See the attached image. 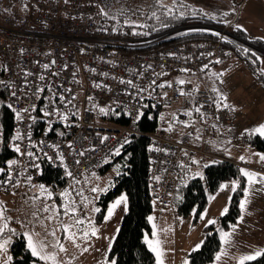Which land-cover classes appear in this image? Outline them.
Instances as JSON below:
<instances>
[{"label": "built area", "instance_id": "built-area-1", "mask_svg": "<svg viewBox=\"0 0 264 264\" xmlns=\"http://www.w3.org/2000/svg\"><path fill=\"white\" fill-rule=\"evenodd\" d=\"M25 4L28 6L27 10L23 7ZM97 4H100V0H67V3L65 0H0V59L3 63V81L9 85L6 87L9 101L17 109L36 105L34 112L22 113L25 116L23 121H17L12 110V135L19 128L25 139L16 142L27 152L29 128L26 125L30 123L33 141L31 151L39 156L38 160L26 155L20 156L11 148L10 140L7 147L15 153V159H19L21 164L13 166L12 184L0 183V188L3 192L12 194L23 188L37 187L41 171L30 165L38 163L41 168L42 161L61 170L68 184H76L85 175L98 171L117 157L110 150L118 143L123 144V150L128 144L124 143L125 140L145 135L150 140L147 154L150 162L148 182L151 198L166 208L172 203L176 183L183 171L180 161L185 162V147L168 137L163 129L164 123L160 120L154 133L143 134L139 131L137 124L141 119L135 120L136 110L143 107L145 112L149 103L150 118H159L167 104L179 100L180 85L171 81V86L161 88V82L155 85L151 82L156 81L161 73L197 74L206 70L201 69L202 64L207 63L211 67L222 63L228 55L225 45L227 41L217 37L216 40L161 44L179 31L203 28L201 26H186L153 37L123 28L112 31L116 24L100 16ZM104 28L109 30L105 32ZM210 29L220 32L221 36H229L227 30ZM152 46L155 47L151 48ZM20 48L25 51L21 53ZM169 52L175 55L169 56ZM209 52L214 55L208 56ZM215 57H220V62H216ZM53 59L54 64L51 63ZM46 63L50 65L48 68H44ZM65 64L67 68L64 67ZM92 68L96 71H91ZM185 68L190 71H183ZM25 71L29 73L27 77ZM104 72L109 75H102ZM41 74L43 79H40ZM120 77L125 81L132 80L135 86L121 83ZM25 78L31 82V91L21 93L20 87ZM93 81H103L111 90L107 87L98 88ZM12 85H15L14 89ZM37 87L43 88V91L37 93ZM140 88L146 91L142 93L144 99L137 102L139 97L136 93ZM125 89L129 91L126 92ZM12 90L17 91V97L24 98L11 97ZM164 92H167V97L163 95ZM60 93L71 103L61 100ZM89 96L92 97L91 102ZM194 100L195 106L202 105L199 116L206 136L212 134V130L214 132L212 125H226L231 119L228 109L215 108L216 98L212 92L201 90ZM110 103L121 115L111 113L105 116L94 107ZM45 105L49 112L59 108L61 112L67 110L70 113L78 110L79 115H70V120L74 123L65 127L55 115L47 118L43 116ZM127 111H131L132 115H127ZM28 115H35L37 119L29 122ZM49 119L55 129L65 133L64 136L48 131ZM118 119L125 122L121 123ZM105 134L108 139L102 141ZM69 140L73 141L71 147L67 143ZM52 144L59 145V152L63 153L65 161L56 158L59 152ZM92 145L96 146L94 150ZM81 150L84 151L82 156L79 154ZM45 153L53 159H47ZM109 156L110 159L104 162ZM65 163L67 169L64 167ZM68 170L72 172L71 177L66 174ZM21 171V183L17 185L15 179ZM27 176L32 177L30 182H25ZM6 178L5 174L2 180Z\"/></svg>", "mask_w": 264, "mask_h": 264}, {"label": "rangeland", "instance_id": "rangeland-1", "mask_svg": "<svg viewBox=\"0 0 264 264\" xmlns=\"http://www.w3.org/2000/svg\"><path fill=\"white\" fill-rule=\"evenodd\" d=\"M117 1V0H115ZM133 4L141 5L142 0H127ZM148 1V0H145ZM192 3L197 7H201L206 12H215L216 16H221L223 20H229L234 24L233 27L229 24H225V30L229 28L233 31L237 23L242 24L244 28L247 29V35L250 40H260L264 42V0H180ZM168 5L172 4V0L166 2ZM101 4V0H100ZM102 5V4H101ZM235 8V12H230L229 9ZM221 12H227V15H220ZM137 31L143 33V30L137 28ZM228 60L222 63L211 66L207 71L200 74H187V73H174L171 77L174 80H184L182 89L184 91L186 88L192 90H209L212 91L217 97L218 93L215 91L219 88L220 91L224 92L227 97V102L230 105L231 118L233 119V126L239 132L240 129L245 127H254L260 122H264V72L256 70L253 72L249 67L247 61L241 59L234 49H228ZM264 56V55H261ZM264 68V64H260L257 69ZM216 73H222V76L215 75ZM3 63L0 59V81H3ZM221 79L223 83H221ZM7 89L4 85H0V100L5 101L4 104H0V125L2 122V109L7 106L6 102L9 101ZM197 92V93H198ZM195 97V96H194ZM235 105V107H233ZM147 107V106H146ZM195 100L192 104L191 109H195ZM195 111V110H194ZM200 114V111H197ZM231 120V119H230ZM231 122V121H230ZM236 131V134H237ZM242 133V132H241ZM240 133V134H241ZM0 154L5 145V135L3 129L0 128ZM239 137V134L236 135ZM11 140V137L9 141ZM238 141V139H237ZM15 159V158H14ZM254 164V163H253ZM251 164V165H253ZM5 165L1 164L0 167ZM257 168V172L264 173V161L257 160V164H254ZM118 169L116 165L110 167L104 173H98L94 171L96 176L92 173L85 176L78 184H68L66 187H60V189H52L48 186L54 195L52 198L40 195L39 185L35 188L21 190L18 195H9L3 192L0 188V207L4 208L5 216H11L13 219L9 221V225L17 229L18 233H22L25 230H33L35 233L39 234V239H47L50 245L49 250L52 249L51 245L53 243V237L51 236V231L54 229L56 231L57 237L60 241L65 244L67 253L59 252V258L63 260V264H103L105 257L110 254L109 246L107 248V241H103L108 237H111L113 233L119 231L124 215L129 209V200L127 201V208L125 210V205H120L115 209L114 214L107 221L99 222V213L92 211L94 207L99 206L102 208V196L106 195L107 192L113 188L110 187L106 193H93L91 191L92 187L99 185L103 187L108 183L109 178L113 181L117 177ZM3 174H0V180H2ZM93 177V178H92ZM232 180L226 181L230 182ZM45 185V184H44ZM115 185V181H114ZM47 186V185H46ZM247 186V183H246ZM66 188H70L72 192V198L75 200L76 205L79 207L80 211L76 214V218L80 216H85L91 219L98 229L97 235H92L89 233V238L84 239L78 237L77 242L80 247H76V244L69 239H66L63 230L61 228L62 223H75L74 219L70 217L55 216L54 219H49L48 217L54 216L56 213V205H61L63 203V198L60 196V192L64 191ZM80 188H83V194L80 193ZM238 189V188H237ZM251 190H253V198L259 199L264 205V185L253 184L250 187L248 199L249 210H248V220L250 216L256 213V216H264V209L262 207L258 208L255 206L256 202L250 200ZM237 191V190H236ZM235 193H231L228 189L218 190L213 195L215 198L208 202L207 209L208 213L205 220H196L195 214L192 212L187 216H182V218H190V225L188 228V223H184V226L178 225L176 229V234L173 233L167 235V231H163L158 228V218L155 210L158 208L157 202L153 201V221H150V225L155 223V229L152 228V233L154 232V240L159 239V247L162 249L161 258L164 260V264H185V261H189V254L195 249V244L199 243L201 240H205L206 237V219L211 217H216L219 225V218L221 216V211L223 206L231 201H228V196L231 195L233 198ZM245 193H243V198ZM35 197V199H34ZM251 203V204H250ZM48 204L49 210L44 211V205ZM62 212L63 209L61 208ZM255 211V212H254ZM259 211V212H256ZM38 212L39 216L34 217L33 213ZM243 215L245 213H242ZM259 214V215H257ZM23 221V225L21 224ZM247 221V220H246ZM2 222V218H0ZM182 224V223H181ZM167 225V224H166ZM192 225V226H191ZM257 226L259 229L256 233L251 232L246 227L248 224L245 222L243 224V229L237 235L230 237L229 243L225 249L226 254L223 255L222 259L216 261V264H238V256L254 251L256 248L264 247V221L256 224H251ZM169 226V225H168ZM85 228L88 225H84ZM76 230L75 228L73 229ZM245 230V232H244ZM20 235L14 236V240ZM103 237L105 239H103ZM112 244L110 247L112 248ZM202 247V246H201ZM87 249V250H85ZM174 249V255L171 256L169 252ZM74 257V259H69Z\"/></svg>", "mask_w": 264, "mask_h": 264}, {"label": "trees", "instance_id": "trees-1", "mask_svg": "<svg viewBox=\"0 0 264 264\" xmlns=\"http://www.w3.org/2000/svg\"><path fill=\"white\" fill-rule=\"evenodd\" d=\"M168 0H162L167 4ZM185 2V1H180ZM141 5L133 4L127 0H101L110 12V15L117 14V10H124L129 18L146 24L147 27H138L143 30L145 34L150 37L162 35L174 30H179L186 26H201L202 29H192V31H179L174 34L171 39L161 42L162 45H169L174 43H182L186 41H204L216 40L218 36L214 32L203 31L204 28H216L225 30V24L222 22L221 16H216L215 19L200 16H192L190 12L193 8L200 9L196 5L186 2L190 7L186 12V16L168 17L166 14L160 15V20L157 21L151 18V11L155 10V0H142ZM168 5V4H167ZM130 10V11H128ZM116 25L118 22L113 21ZM167 25L162 27L161 25ZM120 28L132 30L131 25H119ZM229 26L233 27L232 22ZM229 40L225 42L228 49H234L239 57L247 61L249 68L256 72L258 70L259 62L252 64L244 55L243 48H251L264 55V42L260 40H250L247 34L236 28L233 31L229 28ZM238 39L239 41L234 40ZM155 46H152L153 48ZM215 66V65H214ZM210 68V67H209ZM207 68L206 70H208ZM205 70V71H206ZM204 72V71H203ZM166 74L160 75L156 80H161ZM149 106V103H148ZM146 107L145 115L137 124V129L143 134L154 133L159 126V118L155 116L150 118V109ZM121 123L125 121L118 119ZM2 128L5 135V145L0 154L1 164L9 158H15V153L8 149L7 143L13 134V112L7 106L2 109ZM246 141L255 150L264 151V138L258 135L246 136ZM150 140L147 136H134L130 142L125 146L122 152L112 161L105 164L98 170V173H104L110 167L119 164L118 169L120 175L115 178V185L106 195L102 196V208L99 212L98 221H103V216L106 214L107 205L110 204L117 196L122 193H127L129 200L128 212L124 215L120 229L114 240L109 256L117 259L118 264H156L155 254L148 248L143 239V235L151 234L152 228L150 221L147 219L153 213V200L150 194V186L148 182V174L150 162L148 159L147 149ZM42 172L40 174L38 185L45 184L52 189L66 187L68 183L64 178V174L58 168H55L48 163L41 162ZM241 167L237 164L220 161V163L212 164L206 167L204 178H196L191 180L188 184L181 186L177 190L176 206L177 211L182 216L191 214L193 208L197 209L195 214L196 220L199 219V212L208 205L209 193H216L219 190V184L229 180L239 179L240 187L235 192L231 204L230 211L226 216L219 218L220 227H227L229 223L238 224L237 217L241 215L239 208V201L243 195L242 188L246 186V177L240 172ZM6 173L3 174L2 178ZM1 178V179H2ZM35 188V187H34ZM31 189V188H30ZM24 239L19 236L14 240L10 248L14 256L13 264H19L23 258L25 264H30V257L24 248ZM222 246L218 231L213 226L206 228V237L204 244L199 250L192 251L189 254L190 264H212L215 261V253L219 251ZM246 264H264V256L258 257L253 261H248Z\"/></svg>", "mask_w": 264, "mask_h": 264}, {"label": "snow or ice", "instance_id": "snow-or-ice-1", "mask_svg": "<svg viewBox=\"0 0 264 264\" xmlns=\"http://www.w3.org/2000/svg\"><path fill=\"white\" fill-rule=\"evenodd\" d=\"M65 2L67 3V0H65ZM91 2V0H90ZM99 8V14L100 16L104 19V20H111V21H115L118 22L117 25H114L112 28V31H120V26L119 25H131L132 26V31L134 33L137 32V28L138 27H147L146 24H143L140 21H137L135 19H131L129 18V16L127 15V13L124 10H117V14L114 15H110L109 10L101 4H97L96 5ZM25 8V10H27V4H25L23 6ZM38 7V5H37ZM155 10L151 11V18H154L155 20L159 21L160 20V15H158V12L161 14H166L168 17H180L183 18L186 16V12L189 9V5L186 2H180V0H172V4L171 5H167L164 4L162 2V0H155V5L153 6ZM5 11H10L9 9H5ZM130 11V10H128ZM230 12H235L236 9L235 8H231L229 9ZM190 15L192 16H200L203 15L204 17H209L212 19L216 18V13L215 12H206L204 11L203 8L200 9H195L193 8L190 12ZM220 15H227V12H221ZM224 24H229L230 21L229 20H223L222 21ZM162 27H166L167 25H161ZM236 29H243V31L247 32V29L244 28V26L242 24L237 23L235 25ZM109 29L108 28H104L103 31L107 32ZM189 31H192V29H189ZM203 31H207V32H214L213 29H203ZM214 34L218 37H221L224 41H228L229 40V36L227 35H223L221 36V33L218 31H215ZM261 39H264V37H261ZM242 50L244 52V55L247 57V59L252 63V64H256L257 62H259L260 64H264V56H261L258 52H256L254 49L251 48H243ZM19 51L21 53H23L25 51V49L20 48ZM81 51H84V49H81ZM169 56H173L175 55V53H168ZM214 53L209 52L208 56H213ZM103 59V58H101ZM216 62H220V57H215ZM51 63H55V60L53 59L51 61ZM50 65L49 64H44V68H48ZM65 68H67V64L64 65ZM149 67H151V65H149ZM209 67V64L205 63L201 65V69H207ZM91 71L95 72L96 69L92 68L90 69ZM183 71L188 72L190 71L189 69L185 68L183 69ZM258 71L260 72H264V68L258 69ZM140 75H142V73H139ZM27 75H29V73L27 71H25V77H27ZM102 75L104 76H108L109 73L104 72L102 73ZM161 75H163V73H161ZM215 75L218 76H222V73H216ZM43 75L41 74L40 79H43ZM121 83H128L129 85H134V82L132 80H127L125 81L123 77L119 78ZM30 81L25 78L22 82V85L20 87V91L21 93H24L25 91H31L29 85H30ZM93 83L95 84L96 87H107L109 90H111L110 86L108 85H104L103 81H93ZM152 85H155L156 81L153 80ZM221 83H223V80L221 79ZM179 84L183 85L185 84L184 80H179ZM0 85H4L5 87H8V83L5 81H0ZM165 85L171 86V81L165 80L162 81L160 84V87L163 88ZM13 89L15 88V85H12ZM35 91L37 93H40L43 91V88L37 87L35 89ZM70 91V89H69ZM126 92H128V89H125ZM146 90L143 88H140L138 90V92L136 93V95L139 97V101H142L144 99V96L142 95V93H144ZM215 91L218 93V98L215 100L216 105L218 106V108L220 107H228V102H227V97L225 95L224 92L220 91L219 88H216ZM184 92V89H181V93ZM11 97H17V91L16 90H12L10 92ZM149 95H151V92H149ZM163 95L165 97H167V92H164ZM24 97H17V99H23ZM60 99L64 100L65 103H71L70 101H68L63 93H60ZM89 101L91 102L92 97L89 96L88 97ZM5 101L0 100V104H4ZM118 103V102H117ZM7 107L9 109H12L14 114H15V118L17 121H23L25 119V116L22 113H31L35 111L36 105L32 104V105H28L24 108L21 109H17L14 104L11 101H7L6 102ZM73 108L75 107L74 105L72 106ZM95 108H98L99 112L104 114L105 116L114 113L115 115L119 116L121 115V113L119 111L116 110V108L114 106L110 104L108 105H94ZM233 107H235V105H233ZM202 108L201 106H196L195 107V111H200ZM127 115L131 116L132 112L131 111H127L126 112ZM55 115L56 119L63 122L65 127L69 126L70 124L74 123V121L70 120V115H79V111H75L73 113H70L69 111H64L61 112L59 108H55L52 112L47 111V105H45V108L43 110V116L45 118ZM145 115L144 113V108L140 107L136 110L135 113V120L139 121L143 116ZM160 118L161 120H163L164 118V113H160ZM174 115V119H179V117L176 114ZM188 116H192L193 115V110H189L187 113ZM28 121H35L37 119V117L35 115H28L27 117ZM181 123L187 125L188 121L187 120H181ZM29 128V132H28V151L25 152L22 150L21 145L19 143H17L16 141L18 140H24L25 136L21 133V131L19 130V128H17V131L14 135L11 136V148L20 156H28L30 158H33L34 160H38L39 156L31 151V147L33 144V141L31 140V124L29 123L28 125H26ZM3 126L0 125V128H2ZM47 127H48V131L49 132H58L59 135L64 136L65 133L63 131H60L59 129H55L53 127V122L52 120H47ZM168 127L171 128L172 127V121L168 122ZM247 134L248 136H252V135H258L261 138H264V122H260L258 124H256L254 127H249V128H245L243 130V133H241V135ZM108 136L105 134L102 137V141L103 140H107ZM0 141H2V137H0ZM129 140H125L124 143H129ZM41 143H43V141H41ZM68 145L71 147L73 146V141L69 140L67 141ZM53 148L57 149L59 152V145L57 144H52L51 145ZM95 145H92L91 148L94 150L95 149ZM152 147V146H150ZM123 148V144H117V146H115L114 148H112L110 150L111 153H114L116 155H119L121 150ZM165 151H167V149H165ZM81 156L84 155V151L81 150V152L79 153ZM229 155H231V152H228ZM45 155L47 156V154L45 153ZM185 155H188L187 153H185ZM253 155H256L259 157V159L261 161H264V151H259L254 153ZM56 158L60 161H65V156L63 155L62 152H59V154L56 156ZM47 159L52 160L53 157L52 156H47ZM110 159L109 157L105 158L104 162H107V160ZM193 164L195 165H199L200 161L195 157L192 156L191 157ZM239 159L241 161H244L247 159V157L245 155H241L239 157ZM77 163H80L79 160L76 161ZM209 164H216V163H220L219 160H210L208 162ZM21 161L19 159H14V158H9L4 162L3 167H0V174H4L6 173V179L4 180H0V183L3 184H12L13 182V176H14V168L13 166L15 165H20ZM180 165L182 166V168H187L188 172H187V178L181 180V184L186 185L188 182V179L190 178H195V177H200L203 178L204 177V173L202 171H200L199 169H196L195 171L192 170L190 165L185 164V162L183 160L180 161ZM31 167L36 168L38 171L42 172V169L40 168V165L38 163H33L32 165H30ZM207 166V165H205ZM65 169H67V163L64 164ZM120 165L117 164L116 168L120 169ZM240 172L243 174L244 177H246V183L247 186L242 188V191L245 193L244 197L240 199L239 201V208L241 210V213H243L246 209V205L249 203V199H248V194H249V190L250 187L253 184H262L264 185V173L261 172H257V171H253L250 170L248 168H241ZM69 177L72 176V172L70 170L67 171L66 173ZM23 175V171H21L20 173L17 174V178L15 179V183L17 185H19L21 183V180L19 178V176ZM93 176H96V173L93 172L92 173ZM117 176L120 175V172L117 171L116 173ZM32 179L31 176H27L25 178V182H30ZM156 179H159V177H156ZM77 183H79V181H76ZM114 186V181L109 178V181L107 184H105L103 187L96 185L94 187H92L91 191L93 193H106L110 187ZM179 187V185H178ZM240 187V180L239 179H233L230 182H224L219 184V189L220 190H224V189H228L231 193H235L237 188ZM40 188V195L41 196H46L48 198H52L54 193L49 190L48 186L44 185V184H40L39 185ZM80 193L81 195L83 194V188H80ZM60 196L63 198V203L61 205H56V213L54 214V216L52 217H48L49 219H54L55 216H63V217H70L71 219L75 220V223H62L61 224V228L63 230V234L65 236L66 239L71 240L72 242H74L76 244V247H80V245L77 242L78 237L84 238V239H88L89 238V233H91L92 235H97L98 234V229L95 226V224L93 223V221L91 219H87L86 216L87 214H85V216H80L79 218H76V214L80 211L79 207L76 205L75 200L72 198V192L70 188H66L64 191L60 192ZM215 198V196L212 193H209L208 195V200L211 201ZM35 199V197H34ZM232 199L231 195L228 196V201L230 202ZM127 201H128V196L127 193H122L119 196H117L114 200H112L110 202V204L107 205L106 208V214L103 216V219L105 221H107L110 217L113 216L115 209H117L120 205H125V210L127 208ZM63 209V211L61 212L60 209ZM49 210V206L48 204L44 205V211H48ZM92 211L99 213L101 211V208L99 206L94 207L92 209ZM193 213L195 214L197 212L196 208H193ZM230 211V205L228 203H226L221 211V216H226ZM208 213V209L204 208L202 211L199 212V219L200 220H205L206 216ZM33 216H39L38 212H34ZM0 218H2V222H0V264H13L14 261V256L12 255L10 248L14 243V236L20 235L25 243H24V248L26 253L28 254V256L30 257V264H63V260H61L59 258V252H64L67 253V249L64 243H62L60 241V238L57 237L56 231L53 229L51 231V236L53 237V243L51 245L52 249H58V251L56 250H49L50 249V245L47 242V239H39V234L35 233L33 230H25L22 233H18L17 229L14 227H11L9 225V221H11L13 218L11 216H5V212H4V208L0 207ZM147 219L149 221H153L154 217L152 215H149L147 217ZM238 220L243 221L244 216L241 214L237 217ZM21 224L23 225V221H21ZM84 225H88L87 228L84 227ZM206 225L208 226H213L219 233L220 236V240L222 242V245L229 243L230 237L233 234V230L235 228L238 227V225L234 224V223H229L227 230L225 227H219L218 226V220L216 217H211V218H207L206 219ZM156 225L155 223H153L152 228L155 229ZM76 229L75 231L73 229ZM155 233L153 232V235ZM143 239L146 242L148 248L155 253L156 256V264H164V260L161 258V253H162V249L159 247L160 241L159 239L153 240L149 238V235L147 234V232L143 235ZM204 244V241L201 240L199 243L195 244V249H200L201 246ZM87 250V249H85ZM109 251H111V247L109 246ZM225 253V248L223 246L220 247L219 251H217L215 253V258L218 261L221 257L222 254ZM264 256V247H259L256 248L254 251H249L246 253H243L241 255L238 256L237 260H238V264H246V262L248 261H253L255 259H257L258 257H262ZM69 259H74V257H70ZM19 264H25L23 258H21ZM103 264H118L117 259L112 258L110 256L105 257L103 260ZM185 264H190V261L186 260Z\"/></svg>", "mask_w": 264, "mask_h": 264}, {"label": "crops", "instance_id": "crops-1", "mask_svg": "<svg viewBox=\"0 0 264 264\" xmlns=\"http://www.w3.org/2000/svg\"><path fill=\"white\" fill-rule=\"evenodd\" d=\"M194 29H202V28L195 27ZM204 29H209V28H204ZM240 30L243 31V29H240ZM234 40L239 41L238 39H235V38H234ZM239 42H241V41H239ZM262 54H264V53H262ZM226 60H228V56L225 59V61ZM197 74H200V73H197ZM174 79L175 78L171 77V75H165L164 78H162L161 80H156V83H160L162 81L168 80V81H172V82H177L179 84V80L178 79L174 80ZM179 85H180V88H179L180 98H179V100L173 104H167L166 108L163 112L164 118H163V120H161V118L159 117V120L162 123H164L163 129L167 133L168 137L175 142L183 144V146L185 147L184 153L188 154V155H185V164L190 165L193 171H195L196 169H199L200 171L205 173L206 167H208L209 165H212V164L208 163L210 160H219V161H226V162H231V163L237 164L241 168H248L250 170L257 171V168L254 167V164L255 163L257 164V160H260V159L258 156L253 155V154L258 152V151L255 150L253 147H251L248 144V142L246 141L247 134H244V135L240 134L241 132L243 133V130L247 127H245L244 129H240L238 132L236 130V128H234V126H233L234 122H233V119H232L233 117H232L231 120H229V122L226 125H220V126L212 125L211 127L215 128L214 132L212 130V134L206 136L204 134L203 123L200 121L199 112L194 111V109H193V115L192 116L187 115L188 111L192 110L191 107H192V104L194 103V96L197 94L198 91L192 90L190 88H186V90L183 93H181V89H182L183 85H181V84H179ZM210 92H212V91H210ZM215 98L217 99L218 97L215 95ZM8 99H9V96H8ZM215 108L217 110H224V109H228L229 111L231 110L229 104H228V107L218 108V106L215 103ZM173 114H176L179 117V119H174ZM231 114H232V112H231ZM181 120H187L188 124L185 125V124L181 123L180 122ZM169 121H172V127L171 128L168 127ZM1 125H2V122H1ZM236 131H237V134H239V137H236V135H237ZM237 139H238V141H237ZM199 151H201V152L199 153ZM228 152H231V155H229ZM241 155H245L247 157V159L244 161H241L239 159V157ZM192 156H195L200 161L199 165L193 164L192 159H191ZM251 164H253V165H251ZM205 165H207V166H205ZM182 170H183L182 174L176 183L175 194H174L171 205L166 207V208H163L158 202L156 203L158 205V208L155 210V212H156L155 216H157V218H158V221H156L158 223V228L162 229L163 231H167V235L171 232V233H173V236H174L176 234L175 232H176L178 225L184 226V223L186 224V222L188 223V228L190 225V218H184V217L182 218L181 216H179L177 214V206H176L177 190L181 186L184 185V184H181V180L187 178V172H188L187 168H182ZM87 175H89V174H87ZM87 175H85V176H87ZM196 178H200V177L188 179L187 184L191 180H194ZM76 184H78V183H76ZM178 185H179V187H178ZM24 189H27V188H23L22 190H24ZM251 191L252 192H251L250 200L256 202V204H255L256 207H258V208L262 207L264 209L263 203H261V201L259 199L257 200L255 198H253V190H251ZM19 193L20 192L12 193L9 195L13 196V195H18ZM248 210H249V205L248 206L246 205V209L243 212L245 214L244 215L242 214L244 216V219H243V221L239 220V222L237 224L238 227L233 230L232 236L239 234V232L243 229V224L245 222L248 224L246 229H248L251 232L256 233L259 229H262V228H258L257 226H254V225H250V223L256 224V223H259L261 221H264V216L263 215L256 216L255 215L256 213H254V215L250 216L251 218L248 220V218H247ZM256 212H259V211H256ZM257 215H259V214H257ZM244 232H245V230H244ZM117 234H118V231L113 233L111 235V237H108L107 239H105L103 237V239H105V240H103L104 242L108 240L107 248H108V246H110L111 243H114V240L116 239ZM148 235H149L150 239L154 240V235L152 232H151V234H148ZM222 246L226 249L227 244H224ZM169 254L171 256H173L174 255V249L171 250L169 252ZM225 254H226V252L221 255L220 259H222L223 255H225ZM216 261L217 260L215 259V261L212 264H216Z\"/></svg>", "mask_w": 264, "mask_h": 264}]
</instances>
